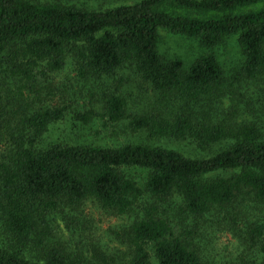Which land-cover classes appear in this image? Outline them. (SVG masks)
Segmentation results:
<instances>
[{"label":"trees","instance_id":"obj_1","mask_svg":"<svg viewBox=\"0 0 264 264\" xmlns=\"http://www.w3.org/2000/svg\"><path fill=\"white\" fill-rule=\"evenodd\" d=\"M161 31L199 40L211 52L237 38L242 70L232 83L213 52L190 67L166 60ZM70 61L82 79L120 85V72L132 68L161 103L177 104L170 114H130L117 90L104 99L107 124L128 122L135 133L190 142L208 156L149 144L43 146L51 127L68 114L85 125L102 117L92 109L70 112L61 98L56 78ZM241 80L264 82V0H141L106 11L66 0H0V219L17 244L0 246V264H73L50 247L49 236L56 215L90 199L131 217L130 250L122 264H209L198 241L199 221L240 200L264 206L263 131L219 117L228 85ZM222 143L229 146L217 149ZM135 171L146 175L142 184ZM172 207L180 224L169 213ZM185 217L197 229L182 226ZM248 230L260 250L251 264H264V221Z\"/></svg>","mask_w":264,"mask_h":264},{"label":"rangeland","instance_id":"obj_2","mask_svg":"<svg viewBox=\"0 0 264 264\" xmlns=\"http://www.w3.org/2000/svg\"><path fill=\"white\" fill-rule=\"evenodd\" d=\"M45 1V0H41ZM73 5L91 11H106L124 5H132L141 0H66ZM160 52L166 60H183L190 67L203 55L214 53L224 65L231 82L241 72L244 56L237 38L229 39L214 51H209L199 40L182 35L161 31ZM124 80L121 85L114 79H82L78 76L75 65L68 62L66 68L57 78L61 98L69 103L70 112L97 111L102 117L85 125L76 122L74 115L54 124L43 146L55 144L92 145L97 147H121L129 144H149L162 146L184 153L192 158H206L207 153L196 150L190 142H176L170 139H154L147 133H135L129 128L128 122L119 125L107 124L103 118L104 99L107 94L119 91L129 102L130 114L159 113L170 114L177 104L163 100L153 91L151 86L143 84L132 68L120 72ZM119 80V79H118ZM233 83V82H232ZM228 85L229 95L218 107L219 117L236 119L238 124H254L264 133V82L241 80ZM232 113L234 115H232ZM227 143L218 145L217 149H225ZM142 184L146 176L142 171L132 172ZM144 202H149L146 198ZM171 208V216H176L181 223L182 216ZM53 232L49 236L51 248L64 251L68 262L73 264H122L127 261L130 250L129 237L126 229L131 224V217H119L106 211L94 200H88L79 209L65 208L56 215ZM264 221V206L256 205L251 199L240 200L228 208L220 216L199 221L200 245L204 248L205 259L209 264H251L260 259V250L247 237L248 229ZM182 226L197 229V222L185 217ZM4 223L0 219V246L11 247ZM17 249V247H15ZM29 259L42 262L44 259L35 252L24 250ZM155 264H156V260Z\"/></svg>","mask_w":264,"mask_h":264}]
</instances>
